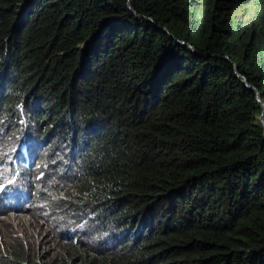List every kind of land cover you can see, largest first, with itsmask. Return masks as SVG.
Masks as SVG:
<instances>
[{
  "label": "trees",
  "instance_id": "1",
  "mask_svg": "<svg viewBox=\"0 0 264 264\" xmlns=\"http://www.w3.org/2000/svg\"><path fill=\"white\" fill-rule=\"evenodd\" d=\"M21 1L0 0L2 128L70 150L138 236L53 260L16 242L8 264H264L261 104L233 65L264 100V0H38L16 29Z\"/></svg>",
  "mask_w": 264,
  "mask_h": 264
},
{
  "label": "clouds",
  "instance_id": "2",
  "mask_svg": "<svg viewBox=\"0 0 264 264\" xmlns=\"http://www.w3.org/2000/svg\"><path fill=\"white\" fill-rule=\"evenodd\" d=\"M37 4L38 0L21 1L14 21L16 29ZM127 4L137 13L130 0ZM176 41L187 43L178 38ZM187 45L196 51L192 44ZM233 65L245 85L255 90L264 127V100L246 76L237 71V64L233 62ZM1 78L2 71L0 83ZM1 91L0 87V94ZM6 117L1 111L0 264L11 261L16 242H21L26 253L39 260H53L62 252L70 256L94 251L112 254L129 251L138 235L132 233L131 226L107 220L97 211L91 195L64 168L71 151L66 152L55 143L49 145L46 136L34 137L27 123L17 137L5 132L2 123Z\"/></svg>",
  "mask_w": 264,
  "mask_h": 264
},
{
  "label": "rangeland",
  "instance_id": "3",
  "mask_svg": "<svg viewBox=\"0 0 264 264\" xmlns=\"http://www.w3.org/2000/svg\"><path fill=\"white\" fill-rule=\"evenodd\" d=\"M18 17H21V16H18Z\"/></svg>",
  "mask_w": 264,
  "mask_h": 264
}]
</instances>
